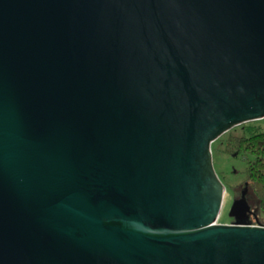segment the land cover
I'll return each mask as SVG.
<instances>
[{"label": "water", "instance_id": "95a60500", "mask_svg": "<svg viewBox=\"0 0 264 264\" xmlns=\"http://www.w3.org/2000/svg\"><path fill=\"white\" fill-rule=\"evenodd\" d=\"M263 118L264 0H0V264H264L213 156Z\"/></svg>", "mask_w": 264, "mask_h": 264}, {"label": "rangeland", "instance_id": "374dc122", "mask_svg": "<svg viewBox=\"0 0 264 264\" xmlns=\"http://www.w3.org/2000/svg\"><path fill=\"white\" fill-rule=\"evenodd\" d=\"M255 121L264 127V118ZM238 127L236 126L232 130H237ZM219 139L213 143L214 165L226 186V196L219 222L234 223L235 207L242 199L250 207V222L259 223L260 219L263 220L260 200L253 188L245 182L247 162L243 158L226 153L224 151L225 142ZM243 223H248V220L246 219V222L243 221Z\"/></svg>", "mask_w": 264, "mask_h": 264}, {"label": "trees", "instance_id": "16d2710c", "mask_svg": "<svg viewBox=\"0 0 264 264\" xmlns=\"http://www.w3.org/2000/svg\"><path fill=\"white\" fill-rule=\"evenodd\" d=\"M224 151L247 162L245 182L251 186L260 200L264 225V127L256 121L239 125L237 130L224 134ZM260 218V217H259Z\"/></svg>", "mask_w": 264, "mask_h": 264}, {"label": "flooded vegetation", "instance_id": "af4514ba", "mask_svg": "<svg viewBox=\"0 0 264 264\" xmlns=\"http://www.w3.org/2000/svg\"><path fill=\"white\" fill-rule=\"evenodd\" d=\"M242 200V199H241ZM238 201L236 207H235V214H236V218L234 223H238V222H246V219L248 220V223H250V207L248 206V208L243 207L242 204L240 203V201Z\"/></svg>", "mask_w": 264, "mask_h": 264}, {"label": "built area", "instance_id": "2783aa9c", "mask_svg": "<svg viewBox=\"0 0 264 264\" xmlns=\"http://www.w3.org/2000/svg\"><path fill=\"white\" fill-rule=\"evenodd\" d=\"M250 224H253V225H262L261 223H251Z\"/></svg>", "mask_w": 264, "mask_h": 264}]
</instances>
